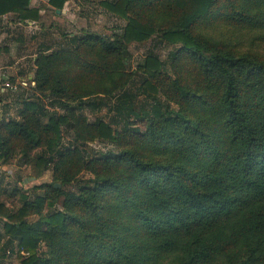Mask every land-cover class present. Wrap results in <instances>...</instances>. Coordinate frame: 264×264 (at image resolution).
Here are the masks:
<instances>
[{"label":"trees","instance_id":"16d2710c","mask_svg":"<svg viewBox=\"0 0 264 264\" xmlns=\"http://www.w3.org/2000/svg\"><path fill=\"white\" fill-rule=\"evenodd\" d=\"M66 1L48 0V9ZM102 5L125 21L112 39L89 33L36 54L34 93L63 113L28 99L19 120L0 124V162L39 149L36 159L52 171L33 203L21 194L18 211L0 204L6 244L27 254L19 264H264V0ZM5 13L43 21L30 0H0ZM151 37L180 46L170 73L154 53L138 65L137 94L152 104L137 113L126 90L135 77L127 45ZM110 98V122L82 113ZM129 114L145 119L143 130L113 126ZM94 141L117 152L87 157L83 147ZM45 200L53 210L28 223L29 208L40 215Z\"/></svg>","mask_w":264,"mask_h":264},{"label":"rangeland","instance_id":"374dc122","mask_svg":"<svg viewBox=\"0 0 264 264\" xmlns=\"http://www.w3.org/2000/svg\"><path fill=\"white\" fill-rule=\"evenodd\" d=\"M105 1L106 0H68L63 10L58 11V13H55L52 10L48 9L49 7H44V13L42 14L43 21L40 24L41 35L32 38V42L37 43L40 40L43 44L50 45L52 46V49H56L59 47H71L72 43L74 44L76 38L89 33L97 34L105 39H112L113 34L120 33L122 31V28L125 25V21L105 11L102 5ZM153 38L154 37H151V39L143 42H131L127 45L128 61L126 63V68L128 71L134 72L135 77L133 82L128 85L126 90L129 94L134 95V97L132 98V108L137 113H141L144 110L148 111L150 109V104H152L151 100H147L143 95L137 94V87L140 84V73L137 71L138 65L143 62L145 56L148 53H154L162 61L163 70L170 73V55L172 51L180 46L179 44H167L165 42H161L157 38ZM246 40H249V38L247 37ZM245 46L250 47L251 45L249 44V42H246ZM255 50L260 51L261 48L255 47ZM28 97L32 100H36V98H39L41 100V103H43L45 110H47L49 113H52L53 111H55L57 114L63 113V110L58 109L57 107H51L50 101L47 100L44 96L40 97V95H37L35 93H29ZM110 99L111 100H107L109 101V103L101 104L98 108L92 111H89L87 109L82 110V113L87 116L89 121H94L95 119L100 118L106 122H110L113 113L110 111L109 106L110 104L112 105V103H114V98ZM123 119L119 121L117 127L115 125L113 126L120 130L125 123L129 122L131 125L130 127H137L143 130L145 119L138 120L130 114L125 115ZM41 122L45 124L47 122V117H43L41 119ZM72 141L73 138L71 134L63 129L61 146H68L72 143ZM107 150L117 152V148L113 143L104 141H94L91 143H86V145L83 147V151L87 157L94 155L97 152L100 153ZM39 151V149L31 151L29 158L25 160H23V158L21 157V153L14 154L11 159L15 167L17 166V163H20V165L18 166L21 167L20 170H17L13 166V169L10 170L11 173H9L8 175L9 181L6 188L8 191L7 193L10 195L5 196V200L7 201V204L10 208L9 210L11 211H18L23 206L24 202L20 198L21 194L26 196V200H24L26 201V204L28 202L33 203L37 195H44L42 184L51 182L52 180L51 168L44 166L43 161L36 159V154H38ZM18 174L19 184L17 185V178L15 176ZM24 177L26 178V181H24ZM88 177L89 175L87 173L81 174L78 182L75 183V185H72V188L76 189L77 185H80L82 181ZM13 193L14 195L11 196V194ZM56 207L61 208L60 202L56 204ZM29 209L31 211V214L26 217V220L28 221V223H35L40 220L39 216L40 218H44L47 212L53 210V207H50L48 205V200H45L41 208L42 210H40V215L33 214L32 207ZM36 250L40 255L44 251H46V248L41 243L38 245ZM4 253L7 257V253L5 251ZM18 255L21 258L24 257V255L25 257L27 256V254L22 251L19 252ZM18 255L17 248H15L13 251V255H8L9 258H7L11 259L6 264H16L17 262H20L21 258Z\"/></svg>","mask_w":264,"mask_h":264},{"label":"crops","instance_id":"0c3cea01","mask_svg":"<svg viewBox=\"0 0 264 264\" xmlns=\"http://www.w3.org/2000/svg\"><path fill=\"white\" fill-rule=\"evenodd\" d=\"M30 6L39 8L40 15L44 13V7H49L48 0H30ZM10 18L11 22L9 24L0 23V124L8 120H19L18 114L23 107V102L30 99L28 97L29 93H34L35 91V84L33 88L29 84L34 82V60L36 54L38 50L47 47L52 49V46L45 45L40 40L37 43L32 42V38L41 35L39 22H16L12 15ZM4 85H8L9 88L1 91ZM12 164L11 160L7 163L0 162V204L10 212L14 211L9 210V205L5 200V196L10 195L7 193L6 188L9 181L8 175L11 173L10 170L13 169V166L17 170L21 169L18 166L20 163H17L16 167ZM15 177L18 185L19 174ZM23 179L26 181L25 177ZM6 222H8L7 219L0 216V264H6L11 259H8V255H13L14 249L17 248V241L6 244L7 237H2L3 226ZM4 251L7 253L8 258ZM16 264H19V262Z\"/></svg>","mask_w":264,"mask_h":264},{"label":"built area","instance_id":"2783aa9c","mask_svg":"<svg viewBox=\"0 0 264 264\" xmlns=\"http://www.w3.org/2000/svg\"><path fill=\"white\" fill-rule=\"evenodd\" d=\"M11 14L5 13V14H0V23L3 24H9L11 22ZM13 21V20H12ZM31 85H34V82H31ZM5 88H9L8 85H4V87L1 89L3 91Z\"/></svg>","mask_w":264,"mask_h":264},{"label":"water","instance_id":"95a60500","mask_svg":"<svg viewBox=\"0 0 264 264\" xmlns=\"http://www.w3.org/2000/svg\"><path fill=\"white\" fill-rule=\"evenodd\" d=\"M60 185L59 184H56L55 187H59Z\"/></svg>","mask_w":264,"mask_h":264}]
</instances>
